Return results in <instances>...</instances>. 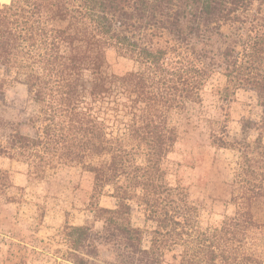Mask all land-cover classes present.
I'll return each instance as SVG.
<instances>
[{"label":"trees","instance_id":"1","mask_svg":"<svg viewBox=\"0 0 264 264\" xmlns=\"http://www.w3.org/2000/svg\"><path fill=\"white\" fill-rule=\"evenodd\" d=\"M3 1V0H0ZM8 1V0H7ZM133 62L124 75L108 74L106 50ZM0 93L23 84L37 107L33 134L12 130L0 139V158L25 166L42 181L58 166L93 175V195L109 196L113 209L97 208L100 231L64 226L73 264H245L264 209V0H10L0 4ZM221 74L228 100L254 91L263 116L253 140L212 145L236 153L230 203L216 226L197 228L199 206L188 191L167 182L165 161L178 140L173 117L201 103L212 74ZM2 94V93H1ZM14 185L0 167V197ZM152 225L131 224V203ZM178 250L171 262L165 254ZM18 264H28L20 262Z\"/></svg>","mask_w":264,"mask_h":264},{"label":"rangeland","instance_id":"2","mask_svg":"<svg viewBox=\"0 0 264 264\" xmlns=\"http://www.w3.org/2000/svg\"><path fill=\"white\" fill-rule=\"evenodd\" d=\"M9 2L3 0L0 4ZM133 66L132 61L114 49L106 50L108 74L124 75ZM224 85L221 74H212L202 88L201 103L190 105L186 112L173 117V123L178 126V140L164 164L167 182L185 188L199 206L197 228L200 231L218 225L234 210L230 196L237 155L212 145L210 134L213 132L228 141L253 140L259 133L263 116L254 91L241 88L223 100ZM1 93L0 139L15 129L33 134L28 119L35 115L37 107L26 87L13 83ZM0 167L10 169L14 185L21 188L11 192L13 203L0 197V264H73L63 227L85 225L100 231L102 220L96 217L97 208L116 207L109 190L93 195V175L78 166H58L48 171L42 181L28 180L25 166L7 159L0 158ZM130 219L132 226L144 231L141 248L148 251L152 225L146 223L143 208L135 202L131 203ZM256 219L263 224L246 252L257 257L245 264H264V209L257 212ZM178 253V250L167 252L165 260L171 262ZM99 255L100 260H110L106 251L101 250ZM85 258L95 264H105Z\"/></svg>","mask_w":264,"mask_h":264}]
</instances>
